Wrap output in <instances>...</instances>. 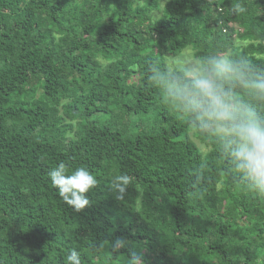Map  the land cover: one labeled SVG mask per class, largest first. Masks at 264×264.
Segmentation results:
<instances>
[{
  "label": "trees",
  "instance_id": "trees-1",
  "mask_svg": "<svg viewBox=\"0 0 264 264\" xmlns=\"http://www.w3.org/2000/svg\"><path fill=\"white\" fill-rule=\"evenodd\" d=\"M190 46L264 72V0H0V264H264V195L150 79ZM61 162L98 180L79 212Z\"/></svg>",
  "mask_w": 264,
  "mask_h": 264
},
{
  "label": "clouds",
  "instance_id": "clouds-1",
  "mask_svg": "<svg viewBox=\"0 0 264 264\" xmlns=\"http://www.w3.org/2000/svg\"><path fill=\"white\" fill-rule=\"evenodd\" d=\"M240 11V9H236ZM150 79L166 93L168 101L190 114L198 127L218 138L235 171L250 189L264 195V72L226 54L188 63L179 73L151 67ZM60 198L79 212L89 205L87 193L98 184L84 167L69 172L61 162L48 173ZM132 177L114 176L108 184L118 200H123ZM118 240L115 248L123 245ZM67 264H81L73 250ZM129 264H141L133 252Z\"/></svg>",
  "mask_w": 264,
  "mask_h": 264
},
{
  "label": "rangeland",
  "instance_id": "rangeland-1",
  "mask_svg": "<svg viewBox=\"0 0 264 264\" xmlns=\"http://www.w3.org/2000/svg\"><path fill=\"white\" fill-rule=\"evenodd\" d=\"M168 64L171 68H184L188 63L192 61H202L198 57H196V52L192 46L187 47L183 50L179 55H170L169 53L165 54ZM192 136L194 140L201 146V148L207 152L210 149L208 144L203 143L194 132H192Z\"/></svg>",
  "mask_w": 264,
  "mask_h": 264
}]
</instances>
